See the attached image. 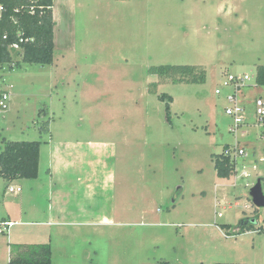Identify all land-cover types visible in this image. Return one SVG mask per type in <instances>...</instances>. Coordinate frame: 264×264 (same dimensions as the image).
<instances>
[{"label":"rangeland","instance_id":"rangeland-1","mask_svg":"<svg viewBox=\"0 0 264 264\" xmlns=\"http://www.w3.org/2000/svg\"><path fill=\"white\" fill-rule=\"evenodd\" d=\"M225 1L235 7L230 18L219 15L221 0H54L53 63L14 53L0 66L10 93L0 153L5 141L42 142L38 182L0 177V229L17 222L0 232V264L42 242H50L52 264H264V208L250 196L259 179L264 191V128L254 104L264 98L256 83L264 0ZM165 65L203 66L207 80L174 83L151 72ZM230 75L250 79L237 88ZM236 104L239 125L226 113ZM226 147L245 151L230 179L215 170ZM53 149L87 160L56 175V205L76 206L85 194L80 178L89 185L113 167L112 202L98 187L88 203L95 218L110 214L119 224L53 237L52 228L26 225L45 220L30 203L34 195L41 209L50 202Z\"/></svg>","mask_w":264,"mask_h":264},{"label":"trees","instance_id":"trees-1","mask_svg":"<svg viewBox=\"0 0 264 264\" xmlns=\"http://www.w3.org/2000/svg\"><path fill=\"white\" fill-rule=\"evenodd\" d=\"M0 6V66L11 65L14 53L22 54L25 63L51 65L56 48L54 0H0ZM13 44H19L20 50L11 51ZM151 72L174 83L200 84L207 80L206 69L198 65H165L154 67ZM256 83L264 86V65L257 66ZM41 145L40 141H5L0 153V177L8 181L37 179ZM214 161L220 178L230 179L237 172L236 160L225 153ZM248 227L252 228L253 224ZM9 264H52L51 246H26Z\"/></svg>","mask_w":264,"mask_h":264},{"label":"crops","instance_id":"crops-1","mask_svg":"<svg viewBox=\"0 0 264 264\" xmlns=\"http://www.w3.org/2000/svg\"><path fill=\"white\" fill-rule=\"evenodd\" d=\"M218 12L220 16H223L225 18H230L235 15V7L227 4L225 0H221L219 7H218ZM0 17H1V6H0ZM214 26L216 28L214 30H220L219 24L214 25ZM209 28L210 27H204V29L206 30H209ZM45 144H49L48 146H51L50 144L52 143L51 141L50 142L47 141L45 142ZM41 157H42V145L40 148V162H41ZM85 160H83V162H87V160L86 161ZM83 162H81V160H77L75 162V160L72 161L71 159L63 158L61 151H59L58 149H53V153L50 159V166L52 165L50 167V171H51L50 179L48 181V183L50 184V196H51L50 202L46 208L43 207L41 209V206H39L38 202H35L36 196L34 195V197H32V200L34 199V201H31L30 203L31 214L34 215V213H39V214L42 213V217H44L45 220H36V219L32 220L31 219L30 221L26 223L28 227L37 226V227H47L49 229L52 228L51 237H53V235L55 234L54 230H56L57 236L72 235L71 231L69 232L68 227L74 229L76 233L77 232L80 233L81 229L83 228L85 231H87L88 227H93V228L98 229L99 227H102L105 225L114 226L115 224H119L115 221L114 216L110 214L101 215L100 217L95 218L94 217L96 213L95 206L92 205L91 203H88L89 201H92L94 198H97L98 187L101 188V192H102L101 194L105 195V196H101V198H104L106 203L112 202V197H113L112 194L114 191L115 181H114V172H109V171L114 169L113 167L106 166L107 170L105 171L101 170L102 173L97 171V173L95 174L96 179L93 181L94 183L90 182L89 185H88V180H89L88 177L85 178V180L80 178L79 180L80 184L83 185L84 182L86 181V187H85L84 195L79 194L75 197L77 199L76 206L73 205V206H70V208L68 207L60 208L59 206L56 205L58 201L57 191L55 192V189H54V186L56 185V175L63 177V175L66 174L65 171H70V170L72 171L73 168L79 163V166L75 168V171H77L79 168H81V165ZM103 172H105V174ZM38 180H39V176L37 179L30 180V181L38 182ZM32 184L34 185V183ZM108 191H110L109 193H112V194L111 195L108 194ZM32 192L35 193L34 188H32ZM76 193H77V188L75 189V194ZM108 205L109 204H107V207ZM25 214L27 216H30L27 211H25ZM2 221H5V220H2ZM120 224H123V223H120ZM87 239H88V236L85 237L86 241ZM47 243H50V242L33 243L30 245H40V244H47Z\"/></svg>","mask_w":264,"mask_h":264},{"label":"built area","instance_id":"built-area-1","mask_svg":"<svg viewBox=\"0 0 264 264\" xmlns=\"http://www.w3.org/2000/svg\"><path fill=\"white\" fill-rule=\"evenodd\" d=\"M21 42H23V40H21ZM10 50L11 51H19L20 47L19 44H13L10 46ZM249 76L246 75L244 77H238V76H233L230 75L227 81V84L229 83H235L237 85V88H241V85L239 84L240 82H245L247 80H249ZM217 94H220V90L216 91ZM230 102H234L235 98L234 97H229L228 98ZM9 102H10V93L3 89L0 83V110L1 111H6L9 109ZM255 114H256V121L258 123H260L262 125V127L264 128V98L263 97H258L255 99ZM226 113L228 115L231 116H235V123L237 125H239L244 117L242 116L243 113V109L241 107H239L237 104L233 107L227 108L226 109ZM226 156H229L233 159L236 160V157L238 155H244L245 151L244 149L238 148V149H233V148H227L224 151ZM10 192L12 193H19L21 191L20 188L15 189L14 187H11ZM3 222V221H2ZM17 224V222H5V223H1L2 225V230L0 229V232H5V231H9L12 227H14Z\"/></svg>","mask_w":264,"mask_h":264},{"label":"water","instance_id":"water-1","mask_svg":"<svg viewBox=\"0 0 264 264\" xmlns=\"http://www.w3.org/2000/svg\"><path fill=\"white\" fill-rule=\"evenodd\" d=\"M250 196L253 200L254 205L257 208H264V191L262 185V179H259L257 184L252 187Z\"/></svg>","mask_w":264,"mask_h":264}]
</instances>
